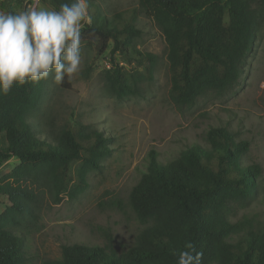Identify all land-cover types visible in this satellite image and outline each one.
<instances>
[{"label":"trees","instance_id":"1","mask_svg":"<svg viewBox=\"0 0 264 264\" xmlns=\"http://www.w3.org/2000/svg\"><path fill=\"white\" fill-rule=\"evenodd\" d=\"M6 11H18L26 0H15ZM55 9L70 0H47ZM167 43L170 99L183 109L208 91L224 92L240 83L261 26L258 4L264 0H138ZM4 6V3H3ZM89 17L81 37L96 42L103 53L144 67L139 73L118 62L105 72L108 90L123 99L138 92L143 78H152L154 55L139 50L135 38L138 9L131 16L99 13L101 4L88 0ZM46 80L14 86L0 94V166L11 158L19 164L10 179L0 180V195L10 201L0 214V264H28L21 231L13 229L34 216V193L23 185L45 172L55 194L83 190L88 170L99 168L111 154V137L84 124L66 122L52 140L42 137L31 116L39 109ZM207 145L195 143L167 162L158 151L147 154V165L132 187L130 203L143 227L136 242L118 253L112 246L62 245L61 257L44 264H177L186 243L203 253L202 264H264V217H236L237 205L248 206L258 191L259 164L243 157L247 140H237L226 126L206 131Z\"/></svg>","mask_w":264,"mask_h":264},{"label":"rangeland","instance_id":"2","mask_svg":"<svg viewBox=\"0 0 264 264\" xmlns=\"http://www.w3.org/2000/svg\"><path fill=\"white\" fill-rule=\"evenodd\" d=\"M15 2L0 0V10L6 11ZM36 4L55 9L47 0H26L18 11ZM97 4H101L99 13L108 16L122 12L130 17L131 10L138 9L136 25L142 33L135 45L154 55L153 76L139 81L137 94L117 98L107 88L105 72L114 62L135 73L144 67L136 61L129 64L118 54L113 61L112 42L99 54L94 40L81 37L80 71L60 84L51 77L45 81L40 107L30 118L42 137L52 140V132L56 134L66 122L84 124L111 137V154L99 168L88 170L86 185L75 194L65 191L57 196L45 172L24 181L35 195V215L24 217L13 229L23 234L28 264L61 257L64 244L107 245L118 253L129 249L143 227L131 206L130 193L146 168L148 152L157 150L159 159L167 162L189 145H207L206 131L212 126H226L237 140H247L244 163L262 167L256 196L248 206L237 205L233 219L253 213L263 218L264 9L255 5L261 13V26L240 83L228 91H208L194 105L179 109L170 99L168 48L155 21L143 12L138 0H97ZM18 164L14 157L4 162L0 180L10 179ZM8 205V196L0 195V214Z\"/></svg>","mask_w":264,"mask_h":264},{"label":"clouds","instance_id":"3","mask_svg":"<svg viewBox=\"0 0 264 264\" xmlns=\"http://www.w3.org/2000/svg\"><path fill=\"white\" fill-rule=\"evenodd\" d=\"M89 20L88 0H70L58 10L38 4L0 10V94L49 77L56 84L71 79L80 71L81 27ZM202 258L188 242L177 264H202Z\"/></svg>","mask_w":264,"mask_h":264}]
</instances>
